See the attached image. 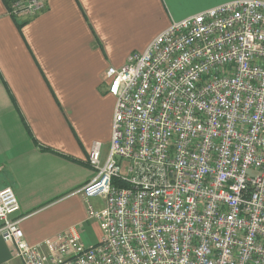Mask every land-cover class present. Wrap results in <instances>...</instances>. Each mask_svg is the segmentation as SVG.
<instances>
[{
  "label": "built area",
  "instance_id": "1",
  "mask_svg": "<svg viewBox=\"0 0 264 264\" xmlns=\"http://www.w3.org/2000/svg\"><path fill=\"white\" fill-rule=\"evenodd\" d=\"M46 0H13L34 18ZM110 150L95 143L82 188L102 238L72 227L25 240L15 191L0 189V237L23 264H264V0L180 21L121 68ZM128 162L125 174L122 162ZM99 200V208L92 204Z\"/></svg>",
  "mask_w": 264,
  "mask_h": 264
},
{
  "label": "crops",
  "instance_id": "2",
  "mask_svg": "<svg viewBox=\"0 0 264 264\" xmlns=\"http://www.w3.org/2000/svg\"><path fill=\"white\" fill-rule=\"evenodd\" d=\"M12 1L0 0V189L15 191L14 219L37 245L91 222L81 190L96 176L94 144L112 141L107 70L173 21L235 0H46L34 18L11 16ZM0 264H23L1 237Z\"/></svg>",
  "mask_w": 264,
  "mask_h": 264
},
{
  "label": "rangeland",
  "instance_id": "3",
  "mask_svg": "<svg viewBox=\"0 0 264 264\" xmlns=\"http://www.w3.org/2000/svg\"><path fill=\"white\" fill-rule=\"evenodd\" d=\"M110 147L109 146H104L103 147V152H102V160L105 159L107 153L109 152ZM128 168V162L124 161L122 162V173L125 174ZM98 203V202H97ZM92 204H96L95 200H92ZM86 206V211L88 213V207ZM89 220L90 217L87 214ZM66 222L71 220L70 218H65ZM76 229L80 232L82 238H83V242L86 246H94L97 245L100 242V228L99 225L97 223H95V221L93 219H91V222L89 221H85L82 223H75Z\"/></svg>",
  "mask_w": 264,
  "mask_h": 264
},
{
  "label": "trees",
  "instance_id": "4",
  "mask_svg": "<svg viewBox=\"0 0 264 264\" xmlns=\"http://www.w3.org/2000/svg\"><path fill=\"white\" fill-rule=\"evenodd\" d=\"M19 27H20V29L22 28V26L21 25H19ZM47 150H49V149H47ZM51 151V150H50Z\"/></svg>",
  "mask_w": 264,
  "mask_h": 264
}]
</instances>
